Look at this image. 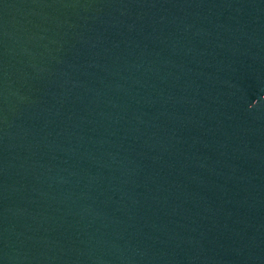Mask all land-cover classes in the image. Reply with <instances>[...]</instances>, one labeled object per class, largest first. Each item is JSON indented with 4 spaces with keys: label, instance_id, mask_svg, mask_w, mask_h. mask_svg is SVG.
Listing matches in <instances>:
<instances>
[{
    "label": "water",
    "instance_id": "obj_1",
    "mask_svg": "<svg viewBox=\"0 0 264 264\" xmlns=\"http://www.w3.org/2000/svg\"><path fill=\"white\" fill-rule=\"evenodd\" d=\"M0 264H264V0H0Z\"/></svg>",
    "mask_w": 264,
    "mask_h": 264
}]
</instances>
